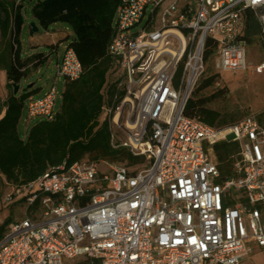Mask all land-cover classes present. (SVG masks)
Instances as JSON below:
<instances>
[{
  "label": "built area",
  "instance_id": "built-area-1",
  "mask_svg": "<svg viewBox=\"0 0 264 264\" xmlns=\"http://www.w3.org/2000/svg\"><path fill=\"white\" fill-rule=\"evenodd\" d=\"M247 12L264 51V0H122L109 47L114 93L103 110L111 145L143 162H63L12 187L5 204L27 208L0 241V264H242L264 254L260 116L216 128L185 115L208 68V39L215 72L248 69ZM253 66L262 73L264 58ZM82 73L67 45L53 86L27 99V120H53L59 78ZM223 141L239 144L226 175L213 157Z\"/></svg>",
  "mask_w": 264,
  "mask_h": 264
},
{
  "label": "trees",
  "instance_id": "trees-1",
  "mask_svg": "<svg viewBox=\"0 0 264 264\" xmlns=\"http://www.w3.org/2000/svg\"><path fill=\"white\" fill-rule=\"evenodd\" d=\"M122 0H0V32L4 45L0 49V69L5 70L10 95L6 101L0 97V201L4 203V187H22L46 173L51 167L82 160L123 161L135 167L143 158L135 157L127 148H114L104 107L114 93V77L118 69L109 51L114 38V20ZM29 13V14H28ZM28 15L39 27L48 29L58 22L73 31L69 46L74 48L83 67L78 80H65L60 108L53 120L37 121L31 126L26 139L19 133L26 100L36 88L20 93L23 82L49 60L44 52L31 56L22 54L21 36L28 22ZM33 33V28L30 26ZM244 40L248 45L261 43V25L252 12H247ZM58 46H51L56 49ZM216 44L207 40L208 63ZM58 60V58H57ZM205 76L189 100L185 115L216 128L234 124L208 104L222 96L224 88L205 97L198 93L218 86L219 73ZM21 87L15 95L14 85ZM264 124V119L260 117ZM239 151L236 142H219L213 147V157L223 175L231 171V155ZM108 162V161H106ZM7 194V192H6ZM11 206H17L13 204ZM5 207H1V209ZM0 209V210H1ZM12 217L0 222V241Z\"/></svg>",
  "mask_w": 264,
  "mask_h": 264
},
{
  "label": "rangeland",
  "instance_id": "rangeland-1",
  "mask_svg": "<svg viewBox=\"0 0 264 264\" xmlns=\"http://www.w3.org/2000/svg\"><path fill=\"white\" fill-rule=\"evenodd\" d=\"M29 14V13H28ZM28 23H32V18L28 15ZM50 30H58L62 29L68 32L72 38L73 31L69 26L65 23L58 22L56 24L51 25ZM38 36L45 34V29L40 27V31L36 33ZM1 40V36H0ZM22 52L24 56H26L30 50V34L28 32V25L24 29L22 36ZM44 52L49 53L50 49L46 47H42ZM64 47L60 46L59 52L63 54ZM60 54V55H61ZM55 54L52 55V60L47 64H44L40 67L39 70L34 71L27 81L23 82L20 93L25 92L27 87L30 84H34L35 87L42 88L41 90L48 91L54 84L56 75H57V62L56 58H58V54L54 57ZM264 58V51L261 43H255L252 45H248V60L250 65L247 70H227L219 72L218 81L220 85L203 90L198 93V97H205L213 94L219 89L224 88V93L219 98L212 100L208 107L214 110L219 111L224 117L230 118L232 117V122L240 120L246 115L250 114H258L262 119H264V71L262 73H258L255 71L253 65H257ZM211 65L210 73H214V63L210 61L208 66ZM7 76L6 73L0 71V93H4L7 91ZM65 88V79L63 77L59 78L57 82V89L59 91V96L56 104V109L59 110L62 94ZM40 90V91H41ZM35 98H39V94H35ZM2 99V98H1ZM27 102V100H26ZM25 102V106H26ZM27 117L25 115V110L23 112L22 120L19 124V133L23 139H26L30 128L34 125L38 120H29L26 122ZM108 161L110 164H118L125 163L123 161ZM105 172H109V169L103 165ZM6 187H4V196H6V192L8 193ZM5 207V209H1V207ZM26 205H22L21 203L17 206H8L0 201V222L6 217H12L13 220H19L22 218V214L26 210ZM242 264H264V254L260 251H256L254 254L249 256Z\"/></svg>",
  "mask_w": 264,
  "mask_h": 264
},
{
  "label": "crops",
  "instance_id": "crops-1",
  "mask_svg": "<svg viewBox=\"0 0 264 264\" xmlns=\"http://www.w3.org/2000/svg\"><path fill=\"white\" fill-rule=\"evenodd\" d=\"M185 1H189V0H185ZM26 25H28V32L30 34V50L26 56H31V55L36 54V53L44 52L42 50V47L49 48L50 49L49 53L44 52L46 55H49V60L47 62V64H48L52 60L53 54H55L54 57H56V54H58V55L61 54L59 52L60 46H63L65 49V47L67 45H69V43H70L71 35L62 29L51 31L50 28H48V29H45V34L38 36L36 33H31L30 24H26ZM0 36H1V32H0ZM4 43H5V40H3L2 36H1L0 49L2 48ZM53 45H57L58 47L56 49H52L51 46H53ZM22 54H23V52H22ZM57 61L58 60L56 58V62ZM0 71L5 72V70H3V69H0ZM30 85H32L30 87V89L35 87L33 83ZM35 88H36V91L32 95L34 97H36L35 94H39L41 97L46 92V90H44V89L41 90L42 88H39V87H35ZM10 93H11V91H10L9 85L7 84V91H5L2 94L0 93V97L2 98L3 101H6L9 97ZM56 111H58V110L56 109ZM25 115L27 117L26 106H25ZM26 122L28 123V120H26Z\"/></svg>",
  "mask_w": 264,
  "mask_h": 264
},
{
  "label": "water",
  "instance_id": "water-1",
  "mask_svg": "<svg viewBox=\"0 0 264 264\" xmlns=\"http://www.w3.org/2000/svg\"><path fill=\"white\" fill-rule=\"evenodd\" d=\"M30 26L33 28V33H38L40 31V27L35 22L30 23ZM31 86L32 85H29L28 87L30 88ZM20 87H21L20 84L14 85V91H13V93L15 95L18 93Z\"/></svg>",
  "mask_w": 264,
  "mask_h": 264
}]
</instances>
